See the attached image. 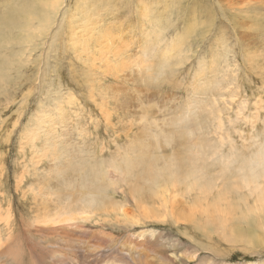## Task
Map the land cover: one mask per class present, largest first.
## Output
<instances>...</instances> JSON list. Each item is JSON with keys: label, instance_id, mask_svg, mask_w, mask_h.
Instances as JSON below:
<instances>
[{"label": "rangeland", "instance_id": "rangeland-1", "mask_svg": "<svg viewBox=\"0 0 264 264\" xmlns=\"http://www.w3.org/2000/svg\"><path fill=\"white\" fill-rule=\"evenodd\" d=\"M83 12L90 18L88 33L79 28ZM22 14L32 16V25L20 20ZM5 15L13 16L0 24V74L7 77L0 80L1 240L40 253L32 257L35 264H56L26 230L39 225L36 215L50 217L67 206L87 209L79 210L78 232L38 237L47 240V250L61 251L63 264L85 262L100 244L106 254L143 250L128 242L143 230L161 236L176 264L182 263L175 256L196 242L231 247L233 264L262 259V253L243 258L241 246L220 240V233L204 236L199 214L184 222L199 208L194 193L180 195L172 206H161L150 192L148 210L135 203L136 190L151 185V172L140 180L138 171L124 175L120 156L141 135L144 143H155L147 156L157 159L152 168L162 175L158 183L178 191L189 187L194 179L185 170L196 148L175 132L187 124L179 125V118L196 112L207 126L194 142L213 144L198 159L205 179L219 187L240 185L239 163L222 171L221 156L248 158L264 144V0H0V18ZM42 24L48 28L41 32ZM19 34L24 44L12 39ZM109 161L117 164L114 180L102 176ZM96 167L103 178L97 182ZM86 179L95 182L90 191ZM239 198L241 206L255 197L243 189ZM105 234L111 237L97 238ZM148 247L149 258L160 262L161 247Z\"/></svg>", "mask_w": 264, "mask_h": 264}, {"label": "bare ground", "instance_id": "bare-ground-1", "mask_svg": "<svg viewBox=\"0 0 264 264\" xmlns=\"http://www.w3.org/2000/svg\"><path fill=\"white\" fill-rule=\"evenodd\" d=\"M83 15L84 12L81 14V16L83 17ZM12 16L13 15H11L10 17H8V15L3 16L2 18H0V24L5 22L6 17L9 20V18H11ZM31 19L32 16H30V14H22L20 17V20L22 22L25 21L28 24L31 21ZM83 19L84 21L80 23L79 28L80 30H82L83 33H88L89 29L87 26L90 22V18L87 17V15H85ZM30 25H32L31 22ZM38 26L41 32L44 31L46 28H48V26L45 24ZM21 38L22 35L20 36V34L18 36L12 37L14 41L24 44L21 41ZM7 40L8 41L11 40L9 35ZM0 66L3 67L2 65ZM3 78H5L4 80H6L7 77L2 72V74H0V80H2ZM188 111L189 110L187 109V112ZM213 112L214 111L212 110L209 112V114L213 115L214 114ZM188 115L183 119L182 118L178 119V120L181 119L179 125H181L182 122L183 125L186 122L187 124H185L184 126H180L181 129L175 132V135L179 138L188 140V142L191 143V146L196 148L195 154H193L192 156H188V163L190 166L187 170H185L187 171L186 177L194 179V182L187 188L184 186V188L181 189V191L176 190L175 185L173 184H171L169 188L163 182L158 183V181L162 179V175L157 173V169L152 168L154 165L153 162L156 161L157 159L152 155L147 156V152L149 150L151 151L155 149L153 146L155 145V143H144L143 141H145L147 138L144 139L140 135V137H137V140L139 142H134L130 147L126 149V153L123 156L122 155L120 156V158L122 157V163L120 165L123 164L122 167L125 171L123 173L124 175L128 174L129 176H134L135 172L138 171V180H140V179H144L145 174H149L151 172L150 173L151 185L143 186L140 187L139 190H136L139 199H137L135 203L144 205L145 210H148V208H146L147 205L146 202L147 200H151V199H147L148 192H150L149 194L151 198L156 197L157 201L163 202L161 203V206L165 205L166 207L167 204L172 206L174 205V203H176V200L180 195L184 196L185 193L186 194L194 193L195 198H193V200L194 203L199 206V208L196 207L194 209L192 216L187 219L184 218L183 221L188 223L193 219V215L196 214L203 216V219L199 220V226H200V231L204 236L210 235L211 233L214 232L217 235L218 233H220L221 236H217L220 238V240L227 241L228 243L232 244L233 247L235 245L241 246L240 248L244 252L243 258L246 259L252 258V256H255V254L262 253V257H261L262 259H247L244 260V262L237 264H264V144H258L251 153V156L248 158L240 157L237 154L232 155L231 157L221 156L223 159L221 161L222 171L225 170V167H232V165L235 162H238L239 163L238 170L241 171L242 174L240 176V185L226 181L224 183V186L219 187L214 184V180L205 179L206 178V173L204 171L205 166L204 164L201 163L202 161L198 160L200 158L203 159L205 157V147L208 146L209 148H211L213 147V144L210 145L203 142H201L200 144H196L194 142V140H198L200 138L201 133L199 132L200 130L203 129V127L205 128L207 126V125L204 126L206 122L205 123L201 122L203 120L199 119L200 117L196 112L191 113V115L193 116H191L190 114ZM217 121L218 122L216 128H221L220 119H218ZM216 128H214L215 131ZM146 135L148 134H145V136ZM220 143H223L221 139H220ZM212 150L214 151V149ZM110 162L111 161H109L108 163L107 166L108 168L106 167V172L102 170L103 171L102 176L105 177L106 175H109L112 178V180H114L113 171L115 170L114 165L116 164V161L114 165H112V163L110 164ZM117 163L119 164V162ZM92 165L91 166L88 165V167L94 170L95 168ZM97 167L96 170L93 171L95 172V174L98 173V172L96 173L98 169ZM111 167L113 171L111 170ZM117 168H119L117 171L120 174V169H121L120 166ZM90 171L91 170H89V173H91L90 175L94 174L92 171L91 172ZM99 174L101 173L99 172ZM175 175L176 174L171 175L172 181L179 180V177ZM232 175H233L232 172L229 175L223 173L222 178L229 179ZM89 177L90 179L92 178L91 176ZM94 177H96V175ZM98 177L102 178L97 174L96 179L93 181L97 182ZM107 179L109 180L110 178ZM87 181H89L88 184L90 185V187H88L86 191H88L89 188H91V186L95 184V182L93 184L92 180L91 181L87 180ZM103 182L104 180L101 181V183L99 182L98 183L104 184L105 182L104 183ZM108 183L110 186L111 184L110 181L106 182L107 185ZM104 187L102 186V188ZM156 187H158V189ZM215 188L218 190L216 191V194L213 195V197H211L210 199V195L212 194ZM243 189H247V191L250 194L254 195L255 198L253 200V203H250V201L248 202L244 201L243 203L245 205L240 206L238 205V201H243L241 198H239L241 196V193H243ZM102 190H105V188ZM233 196L237 197V200L233 198ZM51 203L52 202H50V205ZM43 205L45 206V208L46 207L48 208L49 206V205L46 206L45 204ZM86 205L89 206L88 208L93 207L94 199L88 200L86 202ZM58 206L59 205H57V208ZM55 210L57 211V209ZM79 210L85 211L87 209H83V208L72 209V207L69 208L67 206L66 208L60 207L58 208L59 212L57 211V214L53 213L52 214L53 216L49 217L51 213L47 215V212L46 215L45 213L44 215L41 216L36 215L35 221L39 225H31V226L29 225V228L27 226V230H26L27 235H30L38 245L42 246V248L44 249L42 251L43 255H46V258H48L52 262H55L56 264H63L64 256H62L61 251L58 249L55 250V252L47 250L48 248H50V246L45 245L47 242L46 239L38 238L40 236L39 233L41 232L40 234L42 235V233H47L48 231L70 232V229L72 230L73 233H77L80 228V225L76 224V222H80L81 213L79 212ZM172 214L173 213L171 212L170 215L171 218H172ZM165 215H167V212ZM172 220L173 222L179 223V220L177 219L172 218ZM253 226L258 227V230L256 231V229ZM110 237L111 235L108 234L97 236V238H99L100 241H105L107 238ZM129 237H130V240H128L129 244H133V245L136 244L138 248H142L143 250L136 251L130 249L124 251L119 249H112L110 253L106 254L104 252V248H102L101 247L102 245L100 244L98 245L99 248L96 247L92 251L87 253V256H89L90 258H88L85 262L79 264H176V262L172 257L174 252L170 250L167 251L165 250V246L159 243V240H161V236L156 235L155 230H150V231L143 230L137 234L131 233ZM209 242L212 244V238H209ZM196 243L198 244L196 245V247L188 248L187 250H185V252L179 253L178 255L175 256V259L178 258L182 264H233L234 263V262H230L228 257V253H230L232 250L231 247L228 248L229 250H226L220 248L219 246L213 247V246L203 245L198 242ZM19 245L20 244L18 243L17 240L11 241L8 238H5V240H1L0 238V264H27L25 263L27 257H31L30 264H35V260L32 257L39 256L41 254L34 252L32 250L26 252V250L20 248ZM148 245L156 246L157 249L161 247V249L157 251L160 255L159 256L161 259L160 262H158L156 258H149V254L146 253V250L150 249ZM152 252L153 253L156 252V250H154V247L152 248ZM165 252L168 253V255ZM225 257H228L227 260ZM72 264H77V263L73 262Z\"/></svg>", "mask_w": 264, "mask_h": 264}]
</instances>
